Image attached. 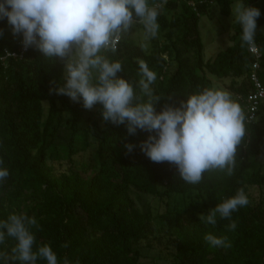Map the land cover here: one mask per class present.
Returning <instances> with one entry per match:
<instances>
[{
    "label": "trees",
    "instance_id": "trees-1",
    "mask_svg": "<svg viewBox=\"0 0 264 264\" xmlns=\"http://www.w3.org/2000/svg\"><path fill=\"white\" fill-rule=\"evenodd\" d=\"M185 3L149 0L159 4L157 22L161 43L147 51L122 36L115 52L102 54L119 61L140 101V63L155 73L150 85L154 111L179 107L189 94L214 89L207 75L230 78L231 98L244 110L251 90L254 58L241 47L239 25L233 23L230 45L205 61L199 32L200 17L212 6L229 15L234 0H188ZM260 11L255 45L261 57L257 76L264 86V0H245ZM212 18V16H211ZM133 26L142 28L135 23ZM10 29L0 20V54L17 51L21 36H4ZM143 29V28H142ZM64 61L44 58L29 47L21 58L0 62V167L8 176L0 182V219L10 214L32 217L34 249L48 245L58 264H142L158 246L171 251L170 264H264V127L243 120L244 136L236 147L231 174L210 170L198 184L184 183L174 164L152 162L140 149L149 133L127 134L124 124L101 118V106L85 109L55 89L63 83ZM133 145L127 151L123 145ZM255 187L253 201L249 188ZM242 192L248 204L205 225L199 216L223 200ZM140 194L134 196L132 193ZM143 196L153 204L139 209ZM206 234L224 238L229 247H212ZM14 244L6 238L0 251L10 257ZM8 264L18 261L8 259ZM37 264H45L38 260Z\"/></svg>",
    "mask_w": 264,
    "mask_h": 264
},
{
    "label": "clouds",
    "instance_id": "clouds-1",
    "mask_svg": "<svg viewBox=\"0 0 264 264\" xmlns=\"http://www.w3.org/2000/svg\"><path fill=\"white\" fill-rule=\"evenodd\" d=\"M163 3L164 0H161ZM158 5L149 0H0V20L6 19L13 36L19 34L23 48L34 47L44 58L58 57L64 61L63 83L56 87L83 108L101 106V118L115 125L124 124L127 134L137 129L155 133L140 144L152 162L174 164L179 178L186 184H198L210 170L231 174L236 147L244 136V115L227 91L204 89L186 96L179 107L165 105L154 111L150 85L155 73L140 63L142 79L139 88L147 97L140 101L132 85L117 76L119 61H110L102 53L115 52L122 34L134 23L142 25L144 39L155 38L159 29ZM232 20L240 28L241 47L255 52L256 18L260 11L234 0ZM123 147L131 151L133 145ZM8 176L0 167V182ZM248 204L246 196L237 193L200 215L201 223L215 225L217 217L229 219L228 230L235 228L231 214ZM36 221L23 213L0 219V245L6 238L14 241L11 255L0 251V264L8 259L18 264H58L48 245L33 247L30 227ZM204 240L212 247H229L224 238L206 234ZM67 264V262H65Z\"/></svg>",
    "mask_w": 264,
    "mask_h": 264
},
{
    "label": "rangeland",
    "instance_id": "rangeland-1",
    "mask_svg": "<svg viewBox=\"0 0 264 264\" xmlns=\"http://www.w3.org/2000/svg\"><path fill=\"white\" fill-rule=\"evenodd\" d=\"M233 23L234 21L232 20L231 13L229 15H222L219 12L218 8L215 6H212L207 13L203 14L200 17L198 27L203 44L202 54L205 61L212 59L218 51H221L230 45L229 39L234 33V29L232 27ZM10 34L12 33L9 29L4 34V36ZM122 35L125 38H132L136 42L142 44L144 49H146L147 51H150L152 47L154 49L155 43L159 44V42L161 43L162 41L159 31L157 32L155 38L145 40L143 29L137 28L135 26H132V28L129 29L128 33ZM207 77L212 81L214 89L227 91L231 96V90L229 88V84L231 81L230 78L218 79L212 75H207ZM257 122L264 127V113L258 118ZM132 194L134 196V199L136 198V196L140 195L134 192ZM249 194L252 200L256 201V198H258V192L255 187L249 188ZM150 204H153L152 198L150 196H143L139 202L138 207L141 210L148 211V206ZM170 251L171 250L167 246H156L147 252V257L142 259V264H170Z\"/></svg>",
    "mask_w": 264,
    "mask_h": 264
},
{
    "label": "built area",
    "instance_id": "built-area-1",
    "mask_svg": "<svg viewBox=\"0 0 264 264\" xmlns=\"http://www.w3.org/2000/svg\"><path fill=\"white\" fill-rule=\"evenodd\" d=\"M164 2H178V3H185L189 7H191L195 12H197V3L196 2H190L188 0H164ZM158 5L159 4H155ZM135 24V23H134ZM121 38L119 39L118 43L116 44V49L118 47V44L120 43ZM256 51L252 52L249 51V53L254 58V63L251 68L250 73V84H251V90L249 92V95L247 96V104L244 107V110H242V113L244 115V119L246 121L256 120L257 117V111L258 108L261 106H264V86L260 83L258 76H257V70L259 69V60L261 57L260 49L255 45ZM28 49V48H27ZM27 49L23 48L21 41L18 43V49L17 51H10V50H4L3 54H0V62H5L6 60L10 58H21Z\"/></svg>",
    "mask_w": 264,
    "mask_h": 264
}]
</instances>
